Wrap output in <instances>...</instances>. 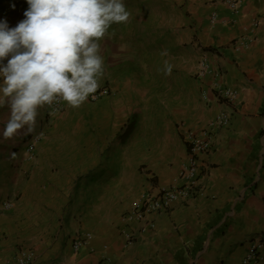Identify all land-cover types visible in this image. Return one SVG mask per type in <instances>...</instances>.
<instances>
[{"label":"crops","instance_id":"obj_1","mask_svg":"<svg viewBox=\"0 0 264 264\" xmlns=\"http://www.w3.org/2000/svg\"><path fill=\"white\" fill-rule=\"evenodd\" d=\"M212 12H216L217 18L211 22ZM200 15L194 41L197 60L204 58L217 71L218 83L237 90V98L217 101L210 90V75L197 76L206 106L201 104L204 113L196 120L200 124L192 128L204 127L220 112L230 118L228 125L213 129L211 151L198 158V195L177 200L166 210L151 213L148 220L154 226L147 231L138 229L130 245L123 243L120 234L123 213L141 194H155L161 187L174 184L186 161L185 142L176 126L174 130L181 148L172 166L152 170L156 178L144 182L134 171L131 177L130 167L122 180V185L129 186L123 190L126 205L118 214L104 218L102 226L81 223L82 227L72 224L69 213L64 214L68 228L58 229L54 245L44 252L35 251L30 264H100L102 259L101 264H240L249 242L264 240V0H239L237 10H230L215 0ZM108 85L110 95L84 103L87 109L96 110L102 129L113 125L114 135L117 120L111 118V111L131 112L132 107H128V99L120 96L121 90L129 87L126 81L113 79ZM41 124L45 126L46 120ZM29 132L27 128L19 130L17 141L24 140ZM103 142L104 139L101 147L106 145ZM38 143L35 151L40 155L42 144ZM167 154L164 149L162 156ZM21 181L20 176H12L0 182V264H18L16 243L45 229L44 223L38 226V192L34 191L31 202L26 204L23 195L27 184L20 192ZM10 186H17L18 202L11 210L4 211L1 203L9 195ZM85 232H90L92 239L74 250L72 239ZM259 264H264V258Z\"/></svg>","mask_w":264,"mask_h":264},{"label":"rangeland","instance_id":"obj_2","mask_svg":"<svg viewBox=\"0 0 264 264\" xmlns=\"http://www.w3.org/2000/svg\"><path fill=\"white\" fill-rule=\"evenodd\" d=\"M214 1L124 0L131 12L128 22L113 24L100 41L105 63L101 83L123 79L129 86L120 96L130 101L132 111H111V118L117 120L114 135L112 124L102 129L95 109H87L85 103L79 108L66 103L53 116L46 115L49 105L38 110L36 125L24 140L17 141L20 134L6 139L2 132L9 109L0 108V182L20 176V192L27 184L26 204L37 191L38 226L45 224L37 235L29 234L16 243L17 253L28 249L44 252L52 247L58 229L68 228L66 213L75 226H102L104 218L118 214L126 205L123 190L129 186L122 185L125 171L131 170V177L134 171L141 182L152 181L156 178L152 170L170 167L178 160L181 145L174 128L200 124L196 120L204 113L202 105L206 106L197 83L200 59L194 41L200 14ZM27 7L26 0H0V19L15 26ZM40 133L44 139L36 141L26 157L27 136ZM103 139L105 147L100 146ZM38 142H42L40 155L35 151ZM164 149L166 157L162 156ZM9 188V195L3 198L9 206L1 209L4 211L18 202L17 186Z\"/></svg>","mask_w":264,"mask_h":264},{"label":"clouds","instance_id":"obj_3","mask_svg":"<svg viewBox=\"0 0 264 264\" xmlns=\"http://www.w3.org/2000/svg\"><path fill=\"white\" fill-rule=\"evenodd\" d=\"M26 3L24 18L15 26L0 19V108L9 109L4 138L24 128L31 131L45 105L50 110L53 102L63 100L79 108L101 85L109 86L101 83L100 41L113 24L131 16L124 0Z\"/></svg>","mask_w":264,"mask_h":264},{"label":"built area","instance_id":"obj_4","mask_svg":"<svg viewBox=\"0 0 264 264\" xmlns=\"http://www.w3.org/2000/svg\"><path fill=\"white\" fill-rule=\"evenodd\" d=\"M228 9L237 10L239 0H220ZM217 18L216 12L210 14L211 22ZM210 75L211 86L210 90L213 97L219 100L234 101L237 98V90L225 87L218 83L217 71L211 68L204 58H200L199 67L197 71L198 77H205ZM111 88L107 85H101L95 94L90 96L87 100L90 102L97 101L105 96L110 95ZM64 101L58 100L53 102L50 106V114L57 113L63 108ZM230 118L224 113L220 112L216 117L208 122L200 129H193L188 125L182 124L180 132L186 146V161L180 168L177 180L174 184L161 187L155 194L145 193L139 198L133 206H131L122 215V228L120 234L123 243L130 245L135 240L136 231H147L152 228L154 223L149 221V215L153 212H160L166 210L173 202L181 199H186L198 195L199 190L197 186V176L199 174V156L208 154L212 149L213 129L218 126L228 125ZM43 134L40 133L30 137L25 145L24 154L29 157L33 152V146L36 141L40 140ZM9 204L2 202L1 207L7 208ZM90 232H85L72 239V248L77 250L83 244H87L92 239ZM35 258V251L32 249L23 250L17 253L15 260L18 264H30ZM264 258V240L258 239L249 242L247 251L245 252L240 264H259L260 260ZM104 259L100 261L103 263Z\"/></svg>","mask_w":264,"mask_h":264}]
</instances>
